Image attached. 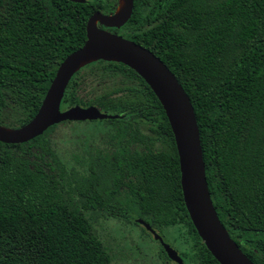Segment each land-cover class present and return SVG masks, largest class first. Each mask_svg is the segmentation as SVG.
<instances>
[{
  "label": "trees",
  "instance_id": "16d2710c",
  "mask_svg": "<svg viewBox=\"0 0 264 264\" xmlns=\"http://www.w3.org/2000/svg\"><path fill=\"white\" fill-rule=\"evenodd\" d=\"M118 5L0 0L1 125L22 127L37 114L60 64L85 44L89 18ZM108 30L147 47L177 76L196 111L218 215L264 264V0H135L129 22ZM88 77L118 83L86 100ZM75 105L119 115L91 121V138L105 145L63 152L54 139L60 124L27 143L0 142V264H112L100 216L148 233L143 219L186 264H220L191 220L175 136L146 81L124 63L99 60L71 79L62 109Z\"/></svg>",
  "mask_w": 264,
  "mask_h": 264
},
{
  "label": "water",
  "instance_id": "95a60500",
  "mask_svg": "<svg viewBox=\"0 0 264 264\" xmlns=\"http://www.w3.org/2000/svg\"><path fill=\"white\" fill-rule=\"evenodd\" d=\"M86 3L87 0H71ZM121 0L113 14L95 12L87 23L85 44L60 64L37 114L24 126L9 128L0 124V142L27 143L50 127L65 121L116 119L119 115L95 105H75L62 109L66 89L83 67L99 60L121 62L134 69L161 102L173 130L179 154L181 185L191 220L212 255L220 264H255L231 237L213 203L206 173L200 127L194 105L183 85L168 65L147 47L109 28H122L131 19L135 0ZM161 242L168 258L186 264L178 250L143 219L137 220Z\"/></svg>",
  "mask_w": 264,
  "mask_h": 264
},
{
  "label": "rangeland",
  "instance_id": "374dc122",
  "mask_svg": "<svg viewBox=\"0 0 264 264\" xmlns=\"http://www.w3.org/2000/svg\"><path fill=\"white\" fill-rule=\"evenodd\" d=\"M117 83L111 78L97 77L94 79L88 77L82 85L80 93L83 98L88 100L102 93L106 88L117 85ZM91 124L94 123L91 121L81 124L60 123L54 134V139L56 138L58 144L57 147L63 152L68 151L70 155H77L80 153L82 146L88 142L105 145L106 141L104 139L91 138L93 131L96 132V130H91V127L89 128ZM73 164H77L76 161ZM98 218L96 229L102 239L112 248L114 255L112 264H174L169 258L164 257L162 259L160 257V244L149 231L147 233L141 227L131 226L126 221L119 219L103 218L101 216ZM164 236L165 241L177 250L174 242L168 236Z\"/></svg>",
  "mask_w": 264,
  "mask_h": 264
},
{
  "label": "bare ground",
  "instance_id": "6f19581e",
  "mask_svg": "<svg viewBox=\"0 0 264 264\" xmlns=\"http://www.w3.org/2000/svg\"><path fill=\"white\" fill-rule=\"evenodd\" d=\"M121 3H122V5H121V8H122L124 6V4H125V1L121 0Z\"/></svg>",
  "mask_w": 264,
  "mask_h": 264
},
{
  "label": "flooded vegetation",
  "instance_id": "af4514ba",
  "mask_svg": "<svg viewBox=\"0 0 264 264\" xmlns=\"http://www.w3.org/2000/svg\"><path fill=\"white\" fill-rule=\"evenodd\" d=\"M174 262V261H173ZM174 264H177L176 262H174Z\"/></svg>",
  "mask_w": 264,
  "mask_h": 264
}]
</instances>
